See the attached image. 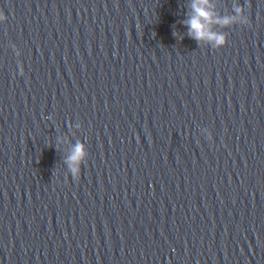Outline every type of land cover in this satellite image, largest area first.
<instances>
[{
    "label": "water",
    "instance_id": "95a60500",
    "mask_svg": "<svg viewBox=\"0 0 264 264\" xmlns=\"http://www.w3.org/2000/svg\"><path fill=\"white\" fill-rule=\"evenodd\" d=\"M212 2L0 0V264H264V0Z\"/></svg>",
    "mask_w": 264,
    "mask_h": 264
},
{
    "label": "clouds",
    "instance_id": "9594fccd",
    "mask_svg": "<svg viewBox=\"0 0 264 264\" xmlns=\"http://www.w3.org/2000/svg\"><path fill=\"white\" fill-rule=\"evenodd\" d=\"M215 5L212 0H192L191 15L183 22L188 30V37L197 41L199 44H207L212 48L220 49L228 44V36L223 32L216 31L215 26L231 27L234 24H242L244 26L251 25V19L247 15V10L242 4H238L235 8L233 16H218L215 12ZM8 15L3 7H0V24L6 23ZM180 38V34L176 33ZM15 48V45H13ZM17 56L21 55L17 48ZM25 69L21 63L19 66V75L24 76ZM203 133L209 140L212 139V133L209 129H203ZM89 156L86 143L81 142L75 145L72 153L67 159L71 175L79 179L82 173V167L86 163Z\"/></svg>",
    "mask_w": 264,
    "mask_h": 264
}]
</instances>
